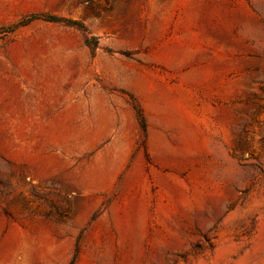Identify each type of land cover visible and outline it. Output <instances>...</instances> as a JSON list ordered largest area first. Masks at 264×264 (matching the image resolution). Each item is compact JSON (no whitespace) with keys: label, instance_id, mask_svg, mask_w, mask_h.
<instances>
[{"label":"rangeland","instance_id":"1","mask_svg":"<svg viewBox=\"0 0 264 264\" xmlns=\"http://www.w3.org/2000/svg\"><path fill=\"white\" fill-rule=\"evenodd\" d=\"M0 264H264V0H0Z\"/></svg>","mask_w":264,"mask_h":264}]
</instances>
